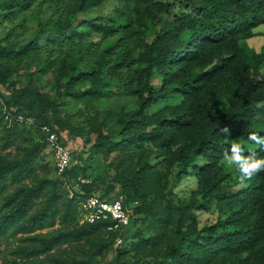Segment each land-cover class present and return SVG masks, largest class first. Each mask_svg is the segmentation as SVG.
Instances as JSON below:
<instances>
[{
	"label": "trees",
	"instance_id": "obj_1",
	"mask_svg": "<svg viewBox=\"0 0 264 264\" xmlns=\"http://www.w3.org/2000/svg\"><path fill=\"white\" fill-rule=\"evenodd\" d=\"M261 25L264 0H0V264H264V171L225 163L264 158ZM43 125L81 138L64 175ZM93 194L131 211L117 250L110 220L80 222Z\"/></svg>",
	"mask_w": 264,
	"mask_h": 264
},
{
	"label": "built area",
	"instance_id": "obj_2",
	"mask_svg": "<svg viewBox=\"0 0 264 264\" xmlns=\"http://www.w3.org/2000/svg\"><path fill=\"white\" fill-rule=\"evenodd\" d=\"M6 119L12 121L11 115L7 114ZM23 119V116L18 117L19 121ZM41 129L45 135L48 148L54 154L57 174L64 175L74 162V153L55 127L43 125ZM91 182L89 178L78 176L74 180V187L78 189L82 185ZM131 217V211L125 207L123 200L120 198L109 200L103 198L100 194H93L81 204V223H95L98 220H110L112 222L108 230L116 234L113 242L114 250L125 244Z\"/></svg>",
	"mask_w": 264,
	"mask_h": 264
},
{
	"label": "rangeland",
	"instance_id": "obj_3",
	"mask_svg": "<svg viewBox=\"0 0 264 264\" xmlns=\"http://www.w3.org/2000/svg\"><path fill=\"white\" fill-rule=\"evenodd\" d=\"M109 7H111V6H109ZM98 12H93V13L97 14ZM81 18L84 19V20L86 19L85 16H83V15H81ZM255 31L258 33V35L253 37V38H251V39H249L247 42L249 43V45L251 47H253L257 51H260L262 46H263V44H264V36H263V34H264V25L259 26ZM2 35L3 34L0 33V37ZM260 72H261L262 75H264V65L261 67ZM176 101H178V100L171 99V100L165 101L163 104L160 103V104L154 106L153 110H157V109H159L160 107H162L165 104L175 103ZM124 104L125 105L129 104V100L127 98L115 97V98L103 99V100L99 101L98 103H96L95 108H98L99 110H107L108 108L117 107L119 105H124ZM90 107H91L90 104L85 103V104H81V105H79V106H77L75 108L73 107L72 110L75 111V112H78L79 108H81L82 110H86V109H88ZM63 137L68 142V145L72 149L74 155L76 157H78V153L77 152L82 150V148H83V144L81 142V138H76V137H74V135H72V134H70L68 132H64L63 133ZM46 152H47V160L50 161L52 163V165L54 166V163H55L54 154L48 148L46 149ZM83 156H84V158L86 160H88L90 158V155L88 153H86V152H84ZM113 159H114V155L111 156L107 160H102V159L95 158L96 161L93 163L92 167L89 168V170H88V174H89L90 178L91 179L96 178L97 176H99L101 174H104L106 172L113 173V170L109 168V164H110V162H112ZM228 167L232 168L230 166H228ZM191 180L192 179L184 181L177 188V190H179L181 192L182 191L188 192L190 187H193V185H194V180H192V181Z\"/></svg>",
	"mask_w": 264,
	"mask_h": 264
},
{
	"label": "clouds",
	"instance_id": "obj_4",
	"mask_svg": "<svg viewBox=\"0 0 264 264\" xmlns=\"http://www.w3.org/2000/svg\"><path fill=\"white\" fill-rule=\"evenodd\" d=\"M225 133L230 134V130L225 128ZM247 139L257 145L264 147V136L258 132L249 131ZM244 148L240 143H232L225 152V163L230 167H235L239 173L241 181L251 178L253 175L264 171V158H256L253 154L245 156Z\"/></svg>",
	"mask_w": 264,
	"mask_h": 264
}]
</instances>
